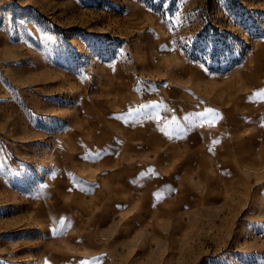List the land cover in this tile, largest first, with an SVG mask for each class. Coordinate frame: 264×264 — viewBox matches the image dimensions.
I'll use <instances>...</instances> for the list:
<instances>
[{
	"label": "rangeland",
	"instance_id": "rangeland-1",
	"mask_svg": "<svg viewBox=\"0 0 264 264\" xmlns=\"http://www.w3.org/2000/svg\"><path fill=\"white\" fill-rule=\"evenodd\" d=\"M221 110L244 158L212 191L82 222L79 134L151 114L191 136ZM0 264H264V0H0Z\"/></svg>",
	"mask_w": 264,
	"mask_h": 264
},
{
	"label": "crops",
	"instance_id": "crops-1",
	"mask_svg": "<svg viewBox=\"0 0 264 264\" xmlns=\"http://www.w3.org/2000/svg\"><path fill=\"white\" fill-rule=\"evenodd\" d=\"M223 113L228 119L220 126L198 128L191 136L182 122L151 114L139 115L114 133L102 127L92 143L82 144L79 134L76 151L81 181L77 188L86 204L82 222L94 224L102 233H108V228L122 233L125 225L142 223L145 218L150 222L153 206L159 209L155 221L166 222V205L181 203L184 181L191 188L185 190L212 191V185L219 182L213 162L226 163L219 172L229 176L231 161L244 158V129L237 128L240 116L234 110H221L217 118H223ZM231 134L237 138L233 144ZM110 135L116 138L111 141ZM212 138L215 143L211 140L212 147L206 148L205 140ZM62 168L59 174L68 177L67 167ZM52 186L58 191L68 189L57 183Z\"/></svg>",
	"mask_w": 264,
	"mask_h": 264
}]
</instances>
